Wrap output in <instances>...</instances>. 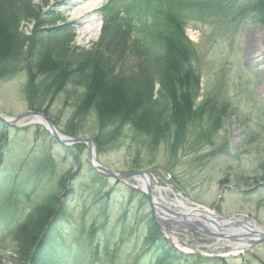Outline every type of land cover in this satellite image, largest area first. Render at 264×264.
Here are the masks:
<instances>
[{
    "label": "rangeland",
    "instance_id": "1",
    "mask_svg": "<svg viewBox=\"0 0 264 264\" xmlns=\"http://www.w3.org/2000/svg\"><path fill=\"white\" fill-rule=\"evenodd\" d=\"M90 1L19 0L13 7L25 11V6L30 3L38 15L36 18H22L19 32L31 39L36 25L40 24L41 34L37 36L41 42L40 49L48 50L54 60L64 56L75 58L74 53H100L98 50L103 29L86 36L84 31L92 14H73L77 7ZM103 1L100 8L107 2ZM247 2L248 0H239L237 7H242ZM237 7L228 8L225 11V19L212 16L198 27L193 28V25L197 24L194 23L186 28V35L197 48L202 76V96L197 103H202L206 98L212 99L211 113L214 118L218 115L222 117L221 127L213 136L212 144L193 147L198 133V129L193 126L190 128L188 143L181 146L176 153L170 150V138L157 150H151L145 145V137L131 125L108 126L102 129L95 113L86 116L83 121H73L86 92L87 78L82 74L72 75L69 82L63 84L59 94L54 99L50 98V103L43 106L41 112L53 122L61 134H68L71 128H74L78 137L93 141L100 138L104 144L101 150L98 147L97 156L105 167L120 173L151 172L162 186L170 187L174 193L182 195V199L188 204L206 207L224 218L243 215L254 219L264 228V95L260 92V86L264 84V64L263 71H258L255 66L249 64L246 51L247 41L252 35H256L258 43L264 44V22L256 24L248 15L238 16L232 21L240 13ZM136 36L131 37L126 48L109 51L108 54H105L103 49L100 50L106 61L103 70L110 72V77L123 76L121 79L132 85L138 84L144 76H150L151 71L154 78L160 77L156 67L150 66L144 55L140 56L144 47ZM31 47L30 42H27L25 51H30ZM37 55L38 51L32 57L27 55L25 64L39 63L42 57ZM80 62L82 65L86 63L84 60L78 63ZM49 65L50 63L46 66L49 68ZM66 65L67 63H63L61 66L71 73L70 65ZM97 67H100V61L97 62ZM59 69L58 66L57 71ZM94 69L93 66L92 70ZM6 74L0 77V113L17 117L33 110L28 101L27 85L30 76L27 68ZM42 78H38L37 83H40ZM154 97L162 108L167 107L166 115L169 116L170 101L158 81L155 83ZM207 119L209 118L204 117V120H200V124L204 122L205 125L201 124L204 128L210 125ZM9 131L11 133L12 130ZM34 133L32 128L13 139L21 145L19 151H13L6 157V183L13 182L11 177L16 174L24 178L32 175L44 161L41 154H38L42 150L43 139H39L35 144ZM48 144L46 147L54 155L57 169L53 175H46V178L54 182L66 171L75 173L80 168L75 182L79 189L72 199L70 216L63 222L64 235L73 243L77 237L87 234L88 226L99 223L100 219L104 220L109 215L111 225L102 241L117 237L119 219L130 222L134 216V213H129L124 218V213L119 210L120 203L129 196V191L125 188L127 185L117 186L114 180H108L109 186L117 187L110 194L112 200L108 203L106 199L96 201L105 190H99L89 182L87 150L84 147L75 149L76 155L67 157L54 144ZM1 191L2 195L6 192ZM97 193L99 195L95 197ZM174 196L175 194H170L171 199ZM139 200L140 198L137 203ZM30 205L23 202L21 211L27 212ZM135 238L134 234L129 241L134 243ZM11 240L9 233H4L0 239V259L5 264L11 262L10 257L13 255ZM116 240H111L109 245L112 246ZM200 246L192 245L193 248ZM131 247L132 244L122 253L123 264L134 259V251L130 252ZM217 247L216 252L202 248L199 250L209 254L229 251L223 243ZM185 261L188 264H264V243L255 245L247 255L238 258L213 259L206 262L194 258Z\"/></svg>",
    "mask_w": 264,
    "mask_h": 264
},
{
    "label": "trees",
    "instance_id": "2",
    "mask_svg": "<svg viewBox=\"0 0 264 264\" xmlns=\"http://www.w3.org/2000/svg\"><path fill=\"white\" fill-rule=\"evenodd\" d=\"M234 1L111 0L102 10L105 29L99 42L100 53H74L75 58L69 59L64 56L56 61L48 50L40 49L41 42L37 39L41 34L40 24L36 25L31 39L19 32L22 18L38 16L30 3L25 6V11H21L13 7L19 0H0V77L27 68L30 76L27 85L28 101L33 110L41 112L43 106L50 103V98L54 99L59 94L63 84L69 82L72 75L82 74L87 78L86 92L73 121H83L86 116L95 113L102 129L108 126L131 125L145 137V145L151 150H157L163 142H167V138H170V150L174 153L188 143L190 128L194 126L198 133L192 146L210 145L213 136L221 127L222 117L218 115L214 118L211 113L212 99L206 98L202 103H197L202 96V76L194 65L197 59L196 48L185 36L186 23L181 22L175 9L194 10L200 14L205 11L222 14L228 5L234 4ZM248 9L257 22H264L263 0H253L244 11ZM136 31L144 38L142 41L144 50L140 56L144 55L147 63L156 67L155 70L160 77L154 78L151 71L150 76H144L138 84L132 85L122 80L123 76L110 77V72L103 70L106 61L100 50L103 49L104 53L108 54L109 51L126 48ZM150 39L158 46L157 50L146 43V40ZM27 42L32 46L28 52L25 51ZM37 51V56L42 57L40 62L25 64L27 55L32 57ZM80 60L86 63L79 64ZM48 63L49 68L46 66ZM63 63L70 65L71 73L62 68ZM90 69L92 72L88 73ZM41 77H43L41 82L37 83V79ZM156 81L161 84L167 100L170 101L169 116L166 115L167 107L162 108L154 97ZM44 82L46 83L41 85ZM204 117L209 118L207 120L210 125H207V128L201 125L204 124L203 121L200 124ZM34 129L35 144L39 139H43L42 150L38 154H41L45 161L40 163L35 174L30 176L28 184H13L6 191L3 197L5 199L0 201V220L10 221V235L15 244V257H11L10 264H115V260L121 256V250L126 247V244L121 247L120 244L124 243L123 239L127 234H139L142 239V243H137L132 248L134 259L131 264H183V256L168 246L151 212L147 214L141 211L147 199L133 190L130 191L129 199L121 202L119 209L124 211L125 216L133 212L134 216L130 222L121 220L118 223L120 243L112 251L103 254L98 248L99 240L106 236L111 225V218L108 216L104 220L100 219L99 223H92L88 226L89 231L85 236L81 235L74 240L73 245L69 244L65 239L67 236L63 235L61 222L70 215V205L78 189L75 182L80 169L73 174L65 173L54 182L46 178V175H53L57 169L52 161L53 155L46 145L54 143L67 157L75 156V149L84 146L65 147L51 138L42 127L37 126ZM9 130H12L11 133ZM25 131L11 129L0 122V182L7 155L20 149L21 143L13 139ZM68 135L77 136L76 130L71 128ZM95 141L101 150L104 142L100 138ZM89 173H91L89 182L92 186L108 191L96 201L103 200L104 196L108 198L114 188H111L112 190L108 188L105 177L91 170ZM66 176L69 177L65 178ZM26 186L33 188L29 194ZM97 195L99 193L95 197ZM138 196L141 197L140 204L135 200ZM19 197L20 200L15 199ZM24 200L31 204L27 213L21 211ZM11 213L16 216L12 217ZM0 264H4L1 259Z\"/></svg>",
    "mask_w": 264,
    "mask_h": 264
},
{
    "label": "bare ground",
    "instance_id": "3",
    "mask_svg": "<svg viewBox=\"0 0 264 264\" xmlns=\"http://www.w3.org/2000/svg\"><path fill=\"white\" fill-rule=\"evenodd\" d=\"M102 0H92L88 3H85L83 6L77 7L76 11L73 14L83 15L85 12L94 11V9L101 4ZM98 29L87 27L84 31V35L91 36L97 32ZM246 51L248 52V62L250 65L255 66L258 71H263L262 65L264 64V44L258 43V38L256 35L250 36L247 41ZM264 73V71H263ZM260 92L264 95V84L260 86ZM147 186H150L153 196L155 198V202L162 205H166L170 209L179 211V213L187 214L191 211V207L188 204L181 200L180 197L176 196L174 199H170V194H172V190L170 188L161 187L158 183L151 179L140 180L139 187L143 190L147 189ZM201 210V209H200ZM203 211V210H201ZM212 219H215L212 216H209ZM218 224L228 225L226 229H228L227 234L233 235L236 238L241 237L245 230L240 224L254 229L257 232H262L263 230L260 227H257L254 223H243L238 220V218H233L230 220L217 221ZM210 223V222H208ZM217 228V227H216ZM217 231V230H214ZM173 241L176 242V239L173 238ZM249 246V242H240L239 244H235L232 246V252H240L242 250L247 249Z\"/></svg>",
    "mask_w": 264,
    "mask_h": 264
},
{
    "label": "water",
    "instance_id": "4",
    "mask_svg": "<svg viewBox=\"0 0 264 264\" xmlns=\"http://www.w3.org/2000/svg\"><path fill=\"white\" fill-rule=\"evenodd\" d=\"M34 117H41V119L47 123V125H49V127L51 128L52 133H54L55 137L63 144L66 145H71L73 143H87L89 145V152H90V164L97 170L104 172L105 174H107L108 176L114 177L119 181H123V180H127V179H134L137 176L143 177L145 178L147 174H118L115 172H112L100 165L95 166L94 165V160H95V156H94V148L92 145L91 141H87L85 139H61L57 136V132L54 128V126L52 125V123L50 121L47 120V118L45 117V115L41 114V113H35V112H27L24 115L20 116L17 119H14L11 122H7L5 121L2 116L0 115V120L4 121L6 123H12L13 125H17L21 120L25 119V118H30V119H34ZM149 197L152 198L151 192L149 193Z\"/></svg>",
    "mask_w": 264,
    "mask_h": 264
}]
</instances>
